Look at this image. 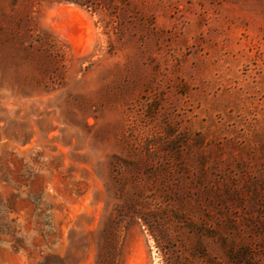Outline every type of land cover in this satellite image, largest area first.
<instances>
[{
    "label": "rangeland",
    "instance_id": "obj_1",
    "mask_svg": "<svg viewBox=\"0 0 264 264\" xmlns=\"http://www.w3.org/2000/svg\"><path fill=\"white\" fill-rule=\"evenodd\" d=\"M0 264H264V0H0Z\"/></svg>",
    "mask_w": 264,
    "mask_h": 264
}]
</instances>
